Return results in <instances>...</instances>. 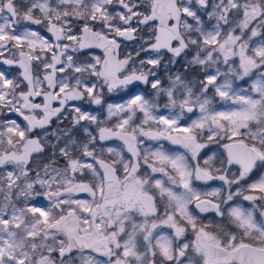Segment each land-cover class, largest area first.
Wrapping results in <instances>:
<instances>
[{"label": "snow or ice", "instance_id": "obj_1", "mask_svg": "<svg viewBox=\"0 0 264 264\" xmlns=\"http://www.w3.org/2000/svg\"><path fill=\"white\" fill-rule=\"evenodd\" d=\"M0 264H264V0H0Z\"/></svg>", "mask_w": 264, "mask_h": 264}]
</instances>
